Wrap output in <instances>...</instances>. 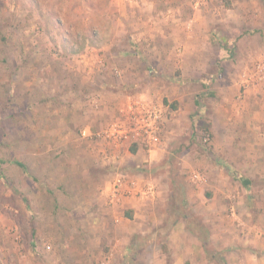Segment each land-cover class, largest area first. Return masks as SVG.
Wrapping results in <instances>:
<instances>
[{
	"label": "rangeland",
	"instance_id": "rangeland-1",
	"mask_svg": "<svg viewBox=\"0 0 264 264\" xmlns=\"http://www.w3.org/2000/svg\"><path fill=\"white\" fill-rule=\"evenodd\" d=\"M137 1L134 8L115 4L105 9L106 0H0V264H89L86 246L102 238L89 229L97 222L127 232L138 225L157 226L153 237L124 239L155 240L167 255L163 262L173 264L172 227L186 226L204 245L218 226L234 225L228 220L232 212L242 215L238 203L230 209L212 200L207 181L218 159L221 168L230 160V172L246 173L253 166L254 179L264 172L254 166L264 164V0ZM91 4H97L98 14L88 8ZM105 16L111 24L104 23ZM98 33L132 34L140 41L113 42L125 54L98 56L90 51L105 47L103 39L90 42ZM64 45L86 50L84 56L63 53ZM155 46L166 51L158 53ZM82 59L91 70L78 66ZM69 63L75 68H65ZM115 68L122 73L116 75ZM102 89L106 98L142 95L163 104L170 120L165 131L168 127L166 132L176 134L168 144L173 151L148 172L160 190L157 203L133 221L96 219L90 205L96 204L94 181L84 185L93 201L77 200L80 158L72 149L81 143L78 113L86 94ZM175 94L183 96L180 118L185 105L193 106V96L197 101L196 111L189 113L195 123L188 141L182 120L172 123L180 106ZM113 100L102 107L108 118L104 126L115 120ZM84 115V122L95 124L92 113ZM224 132L233 136L226 140ZM214 139H222L225 153L211 150ZM194 174L204 181L193 179ZM207 174L211 179L206 181ZM254 188L264 193V186ZM254 207L263 209L264 201ZM206 247L209 264H226L216 245ZM131 260L127 264H134Z\"/></svg>",
	"mask_w": 264,
	"mask_h": 264
},
{
	"label": "crops",
	"instance_id": "crops-1",
	"mask_svg": "<svg viewBox=\"0 0 264 264\" xmlns=\"http://www.w3.org/2000/svg\"><path fill=\"white\" fill-rule=\"evenodd\" d=\"M128 1L129 2H127V0H106L104 8L111 9L112 6L115 4L120 9L126 6L134 8L135 5H138L137 0ZM88 8H93L94 12H97V14L99 12L97 4H91L90 6H88ZM169 19V17H167L166 19L163 18L162 21L167 22ZM111 22L112 19L109 16H105L104 23L106 25H109L111 24ZM120 22L123 25L122 19ZM171 23L176 22L171 21ZM136 37V35L132 34L127 37L124 33L119 34V37L110 33H98L94 37V40H90V42L96 44L97 41H101L103 39L105 41V47H90V51L96 52L98 56H104L107 54L123 55L125 54V50H116V47L113 42H117L118 45H121V42L128 40V38H131L134 41H140L138 40L139 38ZM73 47L72 49H66L64 45V50L62 51L63 53L68 55H71L72 53L76 57L84 56L86 50L84 52H79V50H76L77 48L73 49ZM156 48H160V50H157L158 53H160L161 51L164 53L166 51H163L164 48L162 46H155L154 49ZM134 50H136V52ZM137 50L138 49H133L132 51H134L138 55L140 53ZM99 62L100 64L102 63L101 60H99ZM78 63H80L78 66H80L84 70H91L92 68L89 67L88 69V63L85 62L83 59L80 60ZM66 67L72 70L73 68H75V65L69 63L67 64V66H65V68ZM112 71H114L116 75H120V73H122V71H120L118 68H115ZM147 71L148 73L150 72V70H147L146 68L145 72ZM161 93V91L158 92V94ZM92 95V93L86 94L87 98L85 97V100L87 99V101L81 104L83 105L81 107L83 111L79 110L80 112L78 113L80 114L78 118L81 123L77 132L78 137L80 136V131L84 127H89L91 128V130H99L103 128L106 122H108V118L103 108L109 103L110 99L115 100V105L112 110L115 119H118L120 117V110L124 108L133 98L139 97L142 99L153 101L151 97H144L142 95H126V97L123 96L122 98H106L103 94V89L98 91V96ZM162 95H164V97H167V95H165V92ZM175 95V98H172H174V100L177 101L180 105V101H183V96H177L179 94ZM196 103L197 101L195 99V96H193V106H191L190 103L185 105L183 109L184 114L181 116V118L179 111L182 110V105L184 103L179 106L178 111H174V113H172L173 115H175V119H172V123L178 122L177 124H175L178 126L180 125V122L182 120L183 129L185 130V132H188L186 134L184 132V139H187L186 141L190 140V138L192 137V133L190 134L188 129L191 128L192 124L195 123V117L193 115H190L189 113L193 114L194 111H196L192 109V107H197ZM84 105L88 106L84 107ZM85 112L92 113L94 115L92 117V120L95 121V124L93 122V124L90 123L91 121H83L85 118ZM166 112L168 114V110L165 109V117ZM202 112L203 109L201 108V112H199V114L201 115ZM197 113L198 112H196V115ZM97 122H100L99 125H97ZM169 122L170 120L166 119L165 124L167 125ZM164 126L161 147H159L158 150L153 152H147L137 145H133L130 147L121 146L119 148L114 147L110 149L107 144L103 141L88 142L85 140H80L78 138L81 143H79L77 147H73L72 149L73 152L78 153L80 158H78L79 162H77L80 170H78L79 172L77 173L79 174L77 175H79L78 178L80 180V187L82 189L79 192V195L77 194L79 197L77 200L84 199L85 201H87L86 199H88L90 201H93L92 197L87 194L88 192H86L87 189L84 187V185H87L88 182L93 181L97 185H99L97 188L98 191L95 200L96 204L94 203V206L93 204H90L92 208L91 210L95 213L94 215L97 220L99 218L104 221L108 216V218L111 217L112 220H114L115 222H122V220L133 221L136 217L142 218L144 212L147 209V206H152V204L156 202L157 198L159 197L160 190L157 184L150 179V177L148 176V172L149 169L161 165L164 161L163 159L166 154L173 151V146H168V144L170 141H173V139L175 138L174 135H176L173 134L174 131H172L171 133L166 132L168 130V127L165 131L166 127ZM224 133H227L225 134L226 140L233 136L232 133L229 134L230 132ZM180 135L182 134H178V136ZM212 145L213 146L211 147V150L213 152L220 154L223 152L225 153V150L222 149L220 146L222 145V139L221 141L214 139ZM220 160L221 159H218L216 163L219 168L216 166L212 167L214 169H211L213 173V179L209 178L208 174L207 176H205L206 181L208 180L207 178L211 179V181L208 180L207 182L211 185L210 189L213 190L212 200L224 201L226 202V204H230V209L235 207L236 203H238V210L239 212H241L242 209V215H240V213L235 214V212H232L231 215L234 216V218H230L228 220L229 222L231 221L232 224L234 222V225H230L231 228L222 225L218 226V230H216V235H213L211 233L208 237V242H204V245L199 240H194L191 231H189L186 226L178 225L172 227L170 232L174 234L175 241H171L169 244V247H171L172 249L170 250L169 254L175 257L173 264H194V262L195 264H209L210 258L207 256L205 251V249H207L206 245H208V243L216 245L218 250L224 253L226 264H264V223H262V220L264 222V208L256 209L254 207L257 203H259V201H264L263 191L256 190L257 188H254V186L256 185L260 186V188L264 186V172L261 175H258L257 179H254L253 177L256 174H252L253 172H251L252 169H254L253 166L251 167L252 169L250 171L247 169L246 173H244L242 170H240L242 172L240 173L238 171L239 169H234V171L236 172H230L228 167L232 166L230 165V160L228 161V165H225L224 168L220 167L222 164ZM255 165H257V169H264V164L261 162H259V164L257 162L254 164V166ZM86 170L89 172V175L86 173ZM250 173L254 176H252ZM104 178L106 181L102 183V180ZM118 178H120L124 184H129L133 182L138 187L146 184L153 185L156 191L155 196L149 199L134 196L122 197L118 201H113L112 198L108 195V189L113 183H115ZM200 180V182L202 183V181H204V176H202ZM60 181L66 184V176L62 175V177H60ZM169 191L170 194H172L171 190ZM187 191L190 192V195L192 194L191 189H188ZM200 194L203 196V193ZM210 195L211 194H209V196ZM243 201L245 203H243ZM123 215L125 216L123 217ZM235 220L237 222H235ZM89 229H92V232L96 231L95 233H99L98 236H102V238L98 239L96 242H89V244L86 246V255L90 260L89 264H127L130 259H132L131 261L134 264H166L165 262H163V260L167 258V255H165V253L161 251L160 247L158 248L155 240L152 239V241H142V239L140 241L131 242L134 239L135 235H140L142 237H153L154 234L158 231L157 226L138 225L137 228L136 226L133 227V231L127 232L125 228L121 227L120 225H109L108 228L105 229L104 224L100 225L99 222H97L92 227L89 226ZM114 233L120 234L119 239L117 237L115 239L112 238V234ZM172 234L170 235V237H172ZM124 238H132V240H126ZM92 248H95L98 251H93L91 250ZM134 248L138 251V253L137 251L136 253L132 251V249ZM95 253H97L96 256ZM130 254L132 256H130ZM198 258L199 262H197Z\"/></svg>",
	"mask_w": 264,
	"mask_h": 264
},
{
	"label": "built area",
	"instance_id": "built-area-1",
	"mask_svg": "<svg viewBox=\"0 0 264 264\" xmlns=\"http://www.w3.org/2000/svg\"><path fill=\"white\" fill-rule=\"evenodd\" d=\"M165 122L163 104L136 97L120 110L118 119L99 130L84 127L79 137L89 142L103 141L110 149L137 145L147 152H153L161 147ZM193 177L197 181L201 179L199 174H194ZM155 193L153 185L138 187L133 182L124 184L120 178L108 189V195L113 201L131 196L149 199L153 198Z\"/></svg>",
	"mask_w": 264,
	"mask_h": 264
},
{
	"label": "trees",
	"instance_id": "trees-1",
	"mask_svg": "<svg viewBox=\"0 0 264 264\" xmlns=\"http://www.w3.org/2000/svg\"><path fill=\"white\" fill-rule=\"evenodd\" d=\"M15 163H16L17 166H19L21 168H24V165H22L21 163H19V162H15ZM208 196H209V194H208Z\"/></svg>",
	"mask_w": 264,
	"mask_h": 264
}]
</instances>
